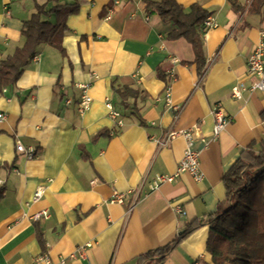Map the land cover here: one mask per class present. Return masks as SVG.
Returning a JSON list of instances; mask_svg holds the SVG:
<instances>
[{"label": "crops", "instance_id": "0c3cea01", "mask_svg": "<svg viewBox=\"0 0 264 264\" xmlns=\"http://www.w3.org/2000/svg\"><path fill=\"white\" fill-rule=\"evenodd\" d=\"M74 1L0 0V60L22 44L21 28L35 3L49 8ZM176 1L184 7L201 4L217 22L203 36L202 76L191 44L166 38L169 24L146 14L144 0H81L65 21V54L39 44L15 86L0 91L5 113L0 264H31L42 253L55 264H135L140 254L169 243L189 222L215 212L225 196L223 174L251 141L264 138V91H243L240 99L231 93L236 83L252 80L246 64L264 31V6L259 13L246 8L238 13L228 0ZM47 19L54 22L53 15ZM171 70L176 78L167 104L163 93L169 81L158 73L168 76ZM113 79L140 91L129 99L133 108L119 103ZM84 91L91 103L79 114ZM107 101L120 112L123 126L114 124ZM215 108L230 119L217 136ZM171 125L176 130L199 125L191 148L199 154L203 176L195 181L182 173L152 188L156 175L175 172L186 147L182 136L161 150L149 139ZM16 139L35 156L17 151ZM39 184L45 191L33 199ZM113 190L125 193L123 203L109 201ZM43 209L47 218L32 219ZM208 230L207 225L194 230L159 264H212L205 248Z\"/></svg>", "mask_w": 264, "mask_h": 264}, {"label": "trees", "instance_id": "16d2710c", "mask_svg": "<svg viewBox=\"0 0 264 264\" xmlns=\"http://www.w3.org/2000/svg\"><path fill=\"white\" fill-rule=\"evenodd\" d=\"M234 12L259 13L264 0H246L241 5L238 0H228ZM81 0L71 4H54L47 8L46 3H35V11L23 22L21 37L23 42L11 54L0 60V91L15 86L25 65L35 56L39 44H47L65 54L61 41L69 29L66 18L75 14ZM145 13L156 14L159 19L169 24L164 33L168 39L185 38L194 52L193 62L197 74L202 76L206 61L204 54L202 29L203 21L211 12L195 2L184 7L176 0H144ZM54 16V22L47 18ZM169 81V75L158 73ZM176 77V76H175ZM113 93L124 107L133 108L130 98L138 96L140 91L129 85L111 82ZM264 116V112L263 115ZM105 133L100 131L96 136ZM225 187L224 198L217 203L213 214L206 220H193L169 243L140 254L135 264H159L161 259L175 249L194 230L207 225L208 236L206 251L211 256L212 264H264V138L251 141L223 174ZM3 188H0V197ZM39 242L44 246L41 235Z\"/></svg>", "mask_w": 264, "mask_h": 264}, {"label": "built area", "instance_id": "2783aa9c", "mask_svg": "<svg viewBox=\"0 0 264 264\" xmlns=\"http://www.w3.org/2000/svg\"><path fill=\"white\" fill-rule=\"evenodd\" d=\"M217 22L211 17L208 16L203 21L202 29L206 32L207 30L216 27ZM264 31L260 33V42L255 47L253 53L249 56L246 64L247 74L252 79L249 85L244 84L242 81L236 83L231 87L232 96L236 99L242 97L243 91H264ZM175 74L171 70L169 71V83L164 89L163 98L167 104L171 100V82L175 80ZM86 88V85L84 86ZM5 90V88L3 89ZM91 103V97L84 91L78 102V112L83 114L86 110L89 109ZM106 106L109 110V116L114 121V124L117 127L123 126V120L121 118L120 112L116 110L112 103L107 101ZM178 113V111H176ZM213 115L215 122L213 125V136H217L224 126L229 122V118L226 117L219 109L213 110ZM177 114L175 115V117ZM5 119V113L0 111V123ZM199 125H194L192 128L176 130L173 126L167 127L159 135H149V139L156 143L157 149L161 150L168 145L173 139L178 136H182L186 141V147L183 151L182 157L178 162L177 168L173 174L170 175H156L152 184V188H156L159 184L163 182H172L182 173H188L195 181H199L203 174L200 170L199 164V154L196 150L191 148L192 138L194 135H198ZM16 149L17 151L23 153L27 158H32L35 156V151L33 148H26L19 139H16ZM45 191V186L39 184L36 186L33 199H39L42 197ZM125 193L113 190L109 201L123 203ZM177 213H183L182 209L179 206L175 207ZM49 215L46 209H43L32 216V219L37 220L41 218H47ZM71 258L74 257V254L70 255ZM65 260L61 258L60 263H63ZM31 264H55L50 260L47 253H42L37 255Z\"/></svg>", "mask_w": 264, "mask_h": 264}, {"label": "rangeland", "instance_id": "374dc122", "mask_svg": "<svg viewBox=\"0 0 264 264\" xmlns=\"http://www.w3.org/2000/svg\"><path fill=\"white\" fill-rule=\"evenodd\" d=\"M125 113H131V111L130 110H127Z\"/></svg>", "mask_w": 264, "mask_h": 264}]
</instances>
